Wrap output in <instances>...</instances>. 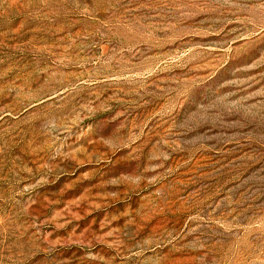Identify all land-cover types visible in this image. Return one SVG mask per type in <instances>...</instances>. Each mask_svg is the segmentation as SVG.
I'll list each match as a JSON object with an SVG mask.
<instances>
[{
  "label": "rangeland",
  "instance_id": "rangeland-1",
  "mask_svg": "<svg viewBox=\"0 0 264 264\" xmlns=\"http://www.w3.org/2000/svg\"><path fill=\"white\" fill-rule=\"evenodd\" d=\"M0 264H264V0H0Z\"/></svg>",
  "mask_w": 264,
  "mask_h": 264
}]
</instances>
